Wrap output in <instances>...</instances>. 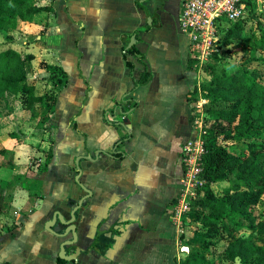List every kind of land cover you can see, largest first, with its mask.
I'll return each instance as SVG.
<instances>
[{
	"label": "crops",
	"instance_id": "obj_1",
	"mask_svg": "<svg viewBox=\"0 0 264 264\" xmlns=\"http://www.w3.org/2000/svg\"><path fill=\"white\" fill-rule=\"evenodd\" d=\"M182 4L144 2L153 18L148 27L138 0H41L55 12L42 11L12 32L4 47L32 56L29 81L37 95L55 91L56 103L35 119L17 101L1 105L0 150L15 151L16 160L0 164V179L33 173L40 194L28 214L12 208L28 203V195L16 194L11 202V224L0 228V264L58 263L64 239L45 223L57 211L70 218V200L85 194L75 180L76 158L97 150L111 155L102 154L95 164L81 160V180L93 193L76 222L84 252L64 264H182L190 245H196L197 233L180 228L171 211L179 193L181 146L192 135L191 96L201 78L197 52L179 27ZM135 32L138 56L126 53ZM50 66L68 76L52 74ZM145 69L150 79L134 89ZM55 77L62 82L54 83ZM122 108L128 115L120 113ZM124 118L130 119L128 130L117 125ZM43 120L44 126L55 123L49 126L52 133L35 132ZM51 134L54 145L45 168L24 165L16 171L15 165L38 151L31 145L48 150Z\"/></svg>",
	"mask_w": 264,
	"mask_h": 264
},
{
	"label": "trees",
	"instance_id": "obj_2",
	"mask_svg": "<svg viewBox=\"0 0 264 264\" xmlns=\"http://www.w3.org/2000/svg\"><path fill=\"white\" fill-rule=\"evenodd\" d=\"M40 1L0 0V34L5 35L7 42L13 40L12 32L19 29L22 21L33 22L42 11L55 12L52 6L40 5ZM244 1L247 9H252V0ZM232 44L242 49L244 57L238 66L229 70ZM217 48L204 71L210 79L201 86L203 97L208 100L204 111L209 136L201 174L205 184L191 198V211L187 215L207 228L201 232L203 235L197 233L200 239L211 238L221 230L220 235L227 241L225 257L230 263L264 264V220L255 210L264 192V144L245 141L255 129L264 130V77L249 66L257 60L264 63V12H252L247 18L229 23ZM126 53L138 56L139 52L133 45ZM139 59L143 61L142 56ZM31 60L30 54L0 44V118L4 101L19 102L31 118L55 105V91L37 95L35 85L29 81L26 68ZM130 67L133 71L132 63ZM58 70L50 66L51 73ZM58 72L65 78L68 76L63 69ZM149 79L145 69L134 89ZM60 81L61 77L54 83ZM219 135L225 140L242 142V152L236 153L216 143ZM222 181L230 185L217 196L212 185ZM242 230L250 231L251 237L240 235ZM196 254L192 248L182 264H197L194 263L198 259ZM65 262L59 258L57 264Z\"/></svg>",
	"mask_w": 264,
	"mask_h": 264
},
{
	"label": "rangeland",
	"instance_id": "obj_3",
	"mask_svg": "<svg viewBox=\"0 0 264 264\" xmlns=\"http://www.w3.org/2000/svg\"><path fill=\"white\" fill-rule=\"evenodd\" d=\"M252 2L254 4L252 6V9H247L246 18L248 16H251L252 12H256V13L264 12V0H252ZM228 27H229V23L226 24L225 29H227ZM248 33H249V31L246 30L244 33L245 34L244 36L247 37ZM9 43L10 42H7V40H6L5 35L0 34V44H2V46H5ZM216 47H218V45ZM230 47L232 48L231 55H230L231 58H230V63L227 65V68L229 70H232L233 68H235L236 66H238V64H240L242 62V58L244 57V55H243V51L241 48L236 47L234 44H232ZM217 49L218 48H216V50ZM210 58H211V56L206 58V59L201 58V57L200 58L195 57L196 71L198 74H201V78L199 79L200 83L197 84L196 89L192 93V96H191L192 101H191V108L189 111V118H188V124H189L190 129L192 130V135L190 137L195 135V133H194L195 130L198 131V129L203 128L204 130H206L205 140H207V138L209 136L208 135L209 134L208 128H207V125L205 123V111H204L205 104L208 102V100L203 97L204 92H203L201 86L204 82H206L210 79V76L208 74L204 73L207 64H209V62L211 60ZM224 62H226V61H222V63H224ZM249 66L251 68H256L259 71V74H262V76L264 77V63H262L261 60L254 61V62L250 63ZM56 73L58 74V76L60 75L58 71ZM48 78H50V76ZM51 79H52V77H51ZM56 80H57V77H55V81ZM19 105L21 106V104H19ZM53 106H51L50 110L53 108ZM199 117H200V122H201V117H202V122H201V124L196 125L195 121ZM39 118L41 119V116H39ZM43 123L44 122L41 121L39 124H37V127L35 126V132L42 133L45 130H49L52 133L53 128L52 127L50 128L49 126H51L52 125L51 123H54V122L53 121L48 122V126H44ZM51 135H52V137H51L52 139H51V142L48 144V146H50V147L48 148L47 151L46 150L41 151V149H39L40 146L37 143H36V145H34V144L31 145V146H33L34 150L38 149V151L35 150V153L33 151H31L32 152L31 155L28 157L26 156V159H24V163H19L17 166L18 168H16V165H15V170L17 171V169L21 170L23 168L27 169L28 167L30 168V170H34L35 168L36 169L38 168L39 170H43L45 168V166L47 165V163L49 162V158L51 156L50 152H52L50 150H51V147H53V145H54L53 134H51ZM187 139L188 138H186L183 141V143ZM23 141H25V140H23ZM215 141L218 144H223V145L227 146L228 148H230L232 151H234L236 153H240L243 150V148H242L243 143L242 142H235L233 140H225L224 137L221 135L217 136ZM245 141L256 143V144H261V143L264 144V130L255 129L254 133L248 139H245ZM20 142H21V140H20ZM183 143H182V145H183ZM41 144H42V142H41ZM181 150H182V146H181ZM14 152L15 151L9 149L8 147H3V149L0 150V154H1L0 155V164H5V165L9 166L10 162L15 163L14 160H16V158H15ZM179 159L181 160V155H179ZM97 162H93V164H95ZM181 166L182 165L180 163L181 173L179 176V181H180L181 176H182V167ZM81 168L83 169L82 163H81ZM24 171H26V170H24ZM33 176H34L33 173H30L29 176H27V173H22V174L16 173V176H14L12 179H10L9 182H8L9 179L8 180L0 179V217H3V219L0 218V228L3 229V226H9L8 224H11V221L7 220V218H8L7 216H14L13 214H14L15 210H13V209L11 210L10 208H11V202L13 201L16 194L24 196V197L26 195H28V203H26L24 206L21 207L16 202L12 208H14V207H15L14 209L20 208L24 214H28L29 209L32 208L33 202L37 199V197L40 194V181L37 178V176H34V177ZM4 178H7V176L6 177L4 176ZM8 178H10V176ZM4 180H6L7 182ZM229 185H230V182H228V181H222V182H218V183L213 184L212 189H213L214 194L217 196H221L224 193V190ZM18 190H19V192L16 193ZM182 190H183V185L181 182H179V193L175 199L180 200V197H181L180 193ZM193 192H194V196H196L197 190L195 189V190H193ZM177 204H178V201H175V202H173V204H171V211L173 210V212H174V206ZM255 210H256V214L262 220H264V192H263L261 198L259 199V201L257 202V204L255 205ZM188 215L184 214L183 215L184 219L182 218L184 221L182 220L181 223L179 222L180 224L178 223L180 228L185 227V229L187 231H191L192 233L194 232L195 234L201 233L203 230H205V232L207 231L206 227L201 225L198 221H195L191 216L188 217ZM19 216H21V215H19ZM187 217H188V219L185 222V219ZM4 218H5V221H3ZM220 231L218 233H216V235L211 237V238H205V237L203 239L199 238L196 241L197 242L196 245H195V243H194V245H190V251L193 248L194 253L195 252L197 253L196 255H197L198 259H196L194 261V263H197V264H201V263H203V264H242L240 261L230 263L228 260H226L225 254H226L227 241L222 238V236L220 235ZM239 234L242 236H245V237H251L250 231H247V230H242ZM191 241L192 240H189L188 243L191 244ZM186 257H184L183 261L186 259ZM202 259H203V261L200 262ZM191 264H193V263H191Z\"/></svg>",
	"mask_w": 264,
	"mask_h": 264
},
{
	"label": "built area",
	"instance_id": "obj_4",
	"mask_svg": "<svg viewBox=\"0 0 264 264\" xmlns=\"http://www.w3.org/2000/svg\"><path fill=\"white\" fill-rule=\"evenodd\" d=\"M246 14L247 4L244 0H183L179 27L181 32L188 36L192 49L197 52L196 57L206 59L216 50L226 31V24L237 21ZM201 122L199 117L195 124L199 125ZM205 132L203 128L195 130V135L182 145L180 182L183 190L172 213L177 224L184 219V214L191 211L190 200L194 196L193 190L205 184L201 177L202 158L206 152Z\"/></svg>",
	"mask_w": 264,
	"mask_h": 264
},
{
	"label": "water",
	"instance_id": "obj_5",
	"mask_svg": "<svg viewBox=\"0 0 264 264\" xmlns=\"http://www.w3.org/2000/svg\"><path fill=\"white\" fill-rule=\"evenodd\" d=\"M146 1L148 0H138V4L144 8L147 14L148 27H151L153 18L151 16L150 11L144 6V2ZM136 40H137V32L132 34L126 49L129 50L135 44ZM120 113L124 115H128L129 112L122 108L120 109ZM129 121H130L129 118H124V120L117 123V125L128 130L127 124L129 123ZM102 154L107 155L108 153L105 152L104 150H97L94 156L92 154H88V155H81L76 158L75 166L77 169V175L75 177V180L81 186V188L85 192H87V195L83 196L78 201L77 206H75V208H72L71 216L69 219H67L61 212L57 211L53 214V217L45 223V228L48 231L64 239L60 244V251L58 256L59 258L65 261H77L81 253L84 252V248L80 246L81 237L79 233V227L76 223L77 222L76 212L83 206L85 199H87L88 196L92 195V191L87 186H85V184L81 180L83 175V169L81 168V160L87 159L92 162H97L100 160ZM108 155H111V153H109ZM73 203H75V200H71L69 202V206L72 207ZM59 224H61L64 227V230H62L61 232H58L56 230V227ZM96 243H99L98 237L96 239Z\"/></svg>",
	"mask_w": 264,
	"mask_h": 264
},
{
	"label": "flooded vegetation",
	"instance_id": "obj_6",
	"mask_svg": "<svg viewBox=\"0 0 264 264\" xmlns=\"http://www.w3.org/2000/svg\"><path fill=\"white\" fill-rule=\"evenodd\" d=\"M85 192V191H84ZM85 195H87V192H85V194H84V196ZM93 196V193H92V195L91 196H88V198L87 199H85V201H84V204H83V206L76 212V216H80L81 215V213L84 211V210H86V208H88L89 207V205H90V202H88L89 201V199L91 198ZM83 197V196H82ZM81 197V198H82ZM80 198V199H81ZM71 201V200H70ZM79 201V200H78ZM78 201H75V203H73V205H72V207H70V216H71V211H72V208H75V206H77V203H78ZM69 205V204H68ZM100 239V238H99Z\"/></svg>",
	"mask_w": 264,
	"mask_h": 264
}]
</instances>
